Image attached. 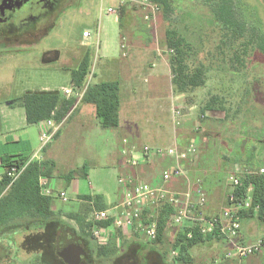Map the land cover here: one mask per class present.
<instances>
[{
	"label": "rangeland",
	"instance_id": "1",
	"mask_svg": "<svg viewBox=\"0 0 264 264\" xmlns=\"http://www.w3.org/2000/svg\"><path fill=\"white\" fill-rule=\"evenodd\" d=\"M171 2L169 12L165 13L160 7L155 20L145 21L144 10L135 3L127 2L121 9L118 0H62L57 14L39 21L33 27L41 29L38 34L29 37H0V157L17 154L20 149L24 151L25 144H21L23 140H16L22 141L20 144L15 142L18 137L28 139L35 149L40 145L39 134L44 131V123L28 125L19 99L26 93L43 89L59 93L64 98L62 90L71 88L72 73L78 70L86 54H89L91 72L101 75L104 64L101 57L113 55L116 62L123 60L120 30L129 28L146 32L147 43L158 46L166 62L170 56L165 43L166 30H175L184 37L193 50L190 66L193 68L204 64L208 68L206 85L195 90L197 104L200 105L209 96L216 94L222 96L231 109L227 123L223 121V113H216L212 116L218 120L211 125L222 132L226 130L233 134L231 141L247 134L253 139L248 143L242 142L243 145L230 144V148L233 146L231 149L219 148L215 153H211L214 144H209V150L199 163L201 165L194 167L195 174L188 175L187 184L203 191V187L209 186L216 190L220 183L221 186L216 191L221 188L228 191L231 187L229 176L239 172L245 163H256V168L264 166V56L254 50L245 63V69H231L216 51L221 34L213 23L209 8L201 0ZM108 7L117 9L118 13L107 14ZM239 7L237 13L244 17L248 26L260 28L264 32L262 0H239ZM85 31L92 35L90 39L84 40L82 37ZM134 39L141 43L143 37L135 36ZM107 47L111 53L104 52ZM101 80L104 81L105 78ZM75 95L77 91L72 88L70 97ZM163 100L169 102L167 97ZM154 107L160 110V106L159 109ZM175 108L172 104L171 113ZM234 110H237L236 114ZM163 113L161 115L166 119L168 113ZM201 125L204 131H209L206 123ZM111 130L103 129L95 119L82 111L72 115L70 113L59 125L56 137L42 151L56 164L54 177L49 180L50 188L55 192H65L68 200L64 202L55 198L52 208L55 212H60L61 222L68 224L76 233L79 231L78 224L74 219L68 218L67 214L89 222L96 210L92 202L83 200L80 196L85 193L99 194L97 196H103L108 204L122 201L124 187L118 184V179L122 176L114 162V155L117 150L120 152L122 145L119 148L118 140L112 137ZM258 137H261L262 142L258 141ZM195 138H200V135L197 134ZM246 144L255 145L254 150L246 149L248 156L239 160L238 153ZM224 152L229 153L232 158ZM221 154L224 155L220 157ZM194 162L193 160L187 164ZM196 170L202 174L197 176ZM83 171L89 174L83 175ZM69 173L72 177L67 181L64 176ZM76 193L80 196H76ZM224 209H229V204ZM56 227L53 224L44 231L15 235L8 241L12 243L9 253H2L0 248V264H61L54 252ZM166 237L169 241L170 238ZM79 238L82 241V237ZM3 246L0 241V247ZM38 255L41 257L38 258ZM198 257L201 258V254ZM110 264L127 263L121 258ZM235 264L258 262L237 261Z\"/></svg>",
	"mask_w": 264,
	"mask_h": 264
},
{
	"label": "trees",
	"instance_id": "2",
	"mask_svg": "<svg viewBox=\"0 0 264 264\" xmlns=\"http://www.w3.org/2000/svg\"><path fill=\"white\" fill-rule=\"evenodd\" d=\"M160 5L167 13L172 8L171 0H150ZM210 12L214 25L220 31L219 43L216 51L222 56L223 62H228L231 69H245V63L254 50H258L264 56V32L257 27H249L241 14L237 13L239 0H201ZM123 9V7H120ZM123 12V10H121ZM166 47L170 53L168 64L172 74V87L175 94H190L198 88L206 85L208 68L204 64L195 67L190 66L192 47L175 30H166ZM90 73L89 54H86L78 70L72 73L71 85L76 91L81 90ZM20 105L24 108L25 121L28 125H34L48 120H54L59 124L75 103V97L62 98L56 92H29L20 99ZM191 101V99H189ZM81 102L92 105L99 125L103 129H116L119 126V84L117 82H100L88 85L83 92ZM206 111H221L225 114L226 121L230 120L231 109L227 101L220 95H211L200 108L201 115ZM237 111V110H236ZM234 110V114H236ZM56 137V134L54 135ZM261 137H258L260 141ZM32 155L15 154L0 157L3 174L0 179V241L5 242L2 253H9L12 243L8 242L15 235L25 232L44 231L49 225L56 224V236L54 252L61 264H66L59 256L61 245L70 239L74 240L82 248L86 249L89 257L82 260L80 264H96L98 261L109 263L114 259H121L119 248L113 241H108L106 246H97L92 234L94 223L79 220L77 216L67 214L68 218L74 219L79 227L76 233L68 224L61 222L60 212L52 208V197L41 195L39 179L52 177L55 165L47 160L41 162L30 161ZM245 163L240 170V185L233 189L237 203L245 202L250 197V207L237 212L240 220L256 218L264 224V175L258 173L259 167L256 163ZM12 167L22 170L17 179L8 176ZM247 167H251L250 169ZM72 174H67L65 180H71ZM249 189L251 192L249 193ZM81 199L92 202L96 210L103 209L100 204V196L93 200L90 196H81ZM169 204V203H168ZM229 204V202H228ZM160 215L156 218L158 224V236L152 245H161L164 240L165 228L172 213V206L165 205ZM148 211L144 215H147ZM110 222L97 223V227H107ZM241 224V222H240ZM191 233V238H187ZM76 234L82 237H76ZM221 237L216 233L213 235H202L199 226L191 224L182 227L171 244V251L176 252V262L185 263L190 251L197 245L207 241L219 240ZM93 240H95L93 242ZM96 245V246H95ZM93 250L91 251V249ZM94 248L96 250H94ZM94 254V255H93ZM37 256V255H36ZM255 256V255H254ZM41 256L38 255V258ZM37 258V259H38ZM166 259L164 254L162 259Z\"/></svg>",
	"mask_w": 264,
	"mask_h": 264
},
{
	"label": "crops",
	"instance_id": "3",
	"mask_svg": "<svg viewBox=\"0 0 264 264\" xmlns=\"http://www.w3.org/2000/svg\"><path fill=\"white\" fill-rule=\"evenodd\" d=\"M121 28L122 25L120 23V29ZM120 36L121 38L126 39L127 57H122L123 60L121 62H116L113 55H105L101 57V59L104 60L102 74L98 76L97 72L93 73L90 70L82 89L78 90L77 95L73 96L76 100L68 114L71 113L72 115L74 112L82 111V113L95 119V121L99 123L95 115L94 107L81 102L83 92L88 85L100 82H117L119 84L120 98L119 126L116 129L111 130V135L114 139L118 140L117 144L119 145V148L120 144L122 145L120 152L117 150V154L114 155V162L118 168L120 176H134L140 181L146 182L156 188H163L170 193L186 192L189 190L191 193V201L194 203L197 201V188H195V186L190 187L184 179H172L167 183H164L161 180L162 173L164 171L172 170L176 165L175 160L172 157L165 154L150 155L149 157L140 160L138 166L131 167L127 163V158L122 155L124 147L126 148L123 141L126 140L128 147L134 146L138 152H140L141 148L144 146L166 149L174 145L184 148L188 143L195 144L198 150L194 159L195 162L190 165L187 163L183 164L187 175L192 176V173L195 174L194 167L204 159L203 155L209 150V144H214L211 153H215L219 148L222 150H226V148L231 149L233 146L231 145L232 147L230 148V144H242V142L248 143L253 141V139L248 137L247 134V136L241 138L237 137L234 138V141H231L233 139V134L228 133L226 130L222 132L211 125L212 122L218 120L212 116L216 113H223V121L226 123L228 121L225 119L224 112L221 111H206L204 116L201 115L200 108L210 96L198 105L195 91L186 95L175 94L171 83L172 74L169 64L166 62L164 56L161 55V52H158L160 51L158 46L147 43L146 40L148 37L146 32L125 28L120 30ZM135 36L140 38L143 37L141 43L134 39ZM109 51L108 47L104 50L106 53H111ZM101 78H105V80L102 81ZM70 87L72 89V85ZM35 92H47V90L43 89ZM63 97L68 98L64 94ZM164 97H167V101L169 100V102H166V99L163 100ZM189 99H191V101H189ZM172 104L176 106V109H179L182 112L181 117L178 118L176 122L172 118ZM154 106L158 109L160 106V110H157ZM161 110L163 112L167 111L168 116L166 119L162 117L163 115H161V113L163 112ZM61 122L59 124H61ZM43 123L44 122L38 124L41 125ZM203 123H206L209 131H204L202 129L201 124ZM197 134L200 135V138L198 139L195 138ZM224 134L226 137H224ZM224 138L226 140H224ZM16 140H23V142ZM15 142L17 144H20L21 142V144H25L24 151L20 149L17 151V154L24 153L33 155L40 146L39 145L35 149L32 147L28 139H22L20 137L16 138ZM254 146L255 145L251 144L244 145L243 150L241 151L240 149V152H237L240 155L239 160L245 159V157L248 156V153L245 152L246 149L247 151H251V148L254 150ZM224 154L229 155V157L232 158L229 153L224 152ZM224 154H221L220 157ZM41 156L43 160L52 162L56 168L55 162L51 160L45 152H43ZM54 172L55 170L52 173V177H54ZM84 173L85 175L89 174L86 173V171L82 172L83 175ZM2 174L3 169L0 173V179ZM201 174L202 173H199V171L196 170L197 176ZM52 177L50 179H52ZM222 184L223 186L225 185L223 182ZM220 186L219 183L216 190ZM212 189L213 188L210 186L203 187V193L206 197L204 214L208 217L218 216L223 210H225L224 208L225 205L228 204V195L230 194L231 187L228 191H226L225 188H221L219 191ZM78 194L79 193H76L75 195L80 196ZM97 195L85 193L82 196H90L93 200ZM100 198V204L103 207L101 210H109L119 204L117 201L108 204L103 196L100 195ZM165 205L170 204L167 202H160L159 204L149 206V208H147L148 214H151L152 212L153 216L157 218L164 209H167V206L164 207ZM171 212L168 224L165 228L164 240L161 245H152V241L146 239L142 233L135 232L134 230L116 231L115 233H112L110 238L105 242L99 243L96 241L95 244L98 247H101L106 246L108 241H113L116 248H119V251L122 254L120 258L125 260L127 264H235L237 262L236 259L225 258L226 253L230 250V245L222 237L219 240L207 241L206 243L195 246L190 251L187 262H176L175 258L177 255H172V252L174 251H171L170 249L171 244L177 236L178 231L181 230L182 227L190 226L191 222L185 221L181 226H176L173 224L176 207L172 206ZM240 222L241 229L239 231L238 242L246 244L255 241L257 238H264V224L260 223L256 218L242 219ZM166 236L170 238L169 241ZM3 244H5V242H3ZM94 250L96 249L94 248ZM163 254L166 259H162ZM199 254H201V258L198 257ZM243 261L264 264V252L251 256ZM96 264H110V262L103 263L102 261H98Z\"/></svg>",
	"mask_w": 264,
	"mask_h": 264
},
{
	"label": "built area",
	"instance_id": "4",
	"mask_svg": "<svg viewBox=\"0 0 264 264\" xmlns=\"http://www.w3.org/2000/svg\"><path fill=\"white\" fill-rule=\"evenodd\" d=\"M119 8L125 3H135L144 10L145 21L155 20L156 15L160 12V6L150 0H118ZM117 9L112 7L107 8V14H117ZM84 39H90L92 35L88 32H83ZM121 48L124 50L122 56L127 57V42L122 38ZM160 52V51H158ZM171 53V52H169ZM63 94L67 97L71 96L72 89H63ZM181 117L179 109L172 110V118L176 122ZM54 120L44 122V131L39 136L40 146L31 156L30 161L41 162L42 151L49 144L58 127ZM126 148L123 149L122 155L127 158V163L131 167L139 165L140 160L149 157L150 155H168L175 160V167L172 170L164 171L161 175L162 182H169L172 179H184L188 181V175L183 164L192 163L197 154L195 144L189 143L186 146L179 147L174 145L170 148H152L144 146L140 152L134 147H128L127 141L124 140ZM23 169L18 170L12 167L8 172V176L17 179ZM239 172L230 175L228 181L231 186L230 194L228 195L229 209H225L220 215L208 217L204 214L206 205V197L201 188L197 190V201H191L190 191L186 192H167L163 188H156L146 182L140 181L134 176H122L118 179V184L124 187L122 201L109 210H95L92 214L91 222L95 225L92 229L93 237L99 243L105 242L110 238L112 233L116 231L134 230L142 233L149 241H155L158 236V224L153 215H144L149 206L167 202L171 206L176 207V212L173 217V224L181 226L183 222L189 221L191 224L199 226V233L202 235L218 234L224 238L230 245V250L226 253V259H236L241 262L251 256L264 252V238H257L255 241L242 244L238 242L239 231L241 229L240 219L237 212L246 210L250 207V197L248 196L245 202L237 203L233 194V189L240 185ZM260 175H264V166L258 170ZM49 180L45 177L39 179V187L41 195L52 198H59L66 202L67 197L65 192H55L50 188ZM251 192V189L248 191ZM110 222L107 227H97V223ZM192 234L188 233L187 238H191ZM175 256L176 252H172Z\"/></svg>",
	"mask_w": 264,
	"mask_h": 264
},
{
	"label": "flooded vegetation",
	"instance_id": "5",
	"mask_svg": "<svg viewBox=\"0 0 264 264\" xmlns=\"http://www.w3.org/2000/svg\"><path fill=\"white\" fill-rule=\"evenodd\" d=\"M61 5L62 0H0V37L38 34L40 28H33L36 23L57 14ZM83 250L87 257L82 260H86L89 254Z\"/></svg>",
	"mask_w": 264,
	"mask_h": 264
},
{
	"label": "water",
	"instance_id": "6",
	"mask_svg": "<svg viewBox=\"0 0 264 264\" xmlns=\"http://www.w3.org/2000/svg\"><path fill=\"white\" fill-rule=\"evenodd\" d=\"M61 246L62 249L59 252V256L66 264H80L82 257H87L83 248L72 239L63 243Z\"/></svg>",
	"mask_w": 264,
	"mask_h": 264
}]
</instances>
